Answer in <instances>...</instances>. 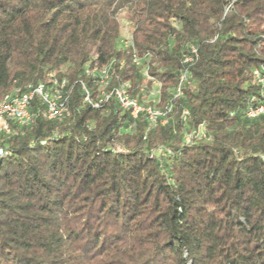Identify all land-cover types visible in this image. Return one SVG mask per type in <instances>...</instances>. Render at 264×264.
I'll return each instance as SVG.
<instances>
[{
  "label": "trees",
  "instance_id": "obj_1",
  "mask_svg": "<svg viewBox=\"0 0 264 264\" xmlns=\"http://www.w3.org/2000/svg\"><path fill=\"white\" fill-rule=\"evenodd\" d=\"M122 9L160 104L187 43L199 51L190 83L152 129L115 100L107 112L83 104L74 85L67 119L40 109L1 140L0 264H264V115L244 114L264 66V0H0V98L49 72L90 85L85 67L111 58L123 60L113 84H139ZM199 125L207 138L185 143Z\"/></svg>",
  "mask_w": 264,
  "mask_h": 264
},
{
  "label": "built area",
  "instance_id": "obj_2",
  "mask_svg": "<svg viewBox=\"0 0 264 264\" xmlns=\"http://www.w3.org/2000/svg\"><path fill=\"white\" fill-rule=\"evenodd\" d=\"M229 9L230 4L225 7V12ZM124 12L125 9H122L116 13L120 24L119 45L122 49L131 50L130 59L138 68L141 82L136 86L131 80L113 84L114 66L120 69L123 60L111 58L103 64L93 62L85 67L84 75L90 80V85L86 80L70 82L64 75L59 76L55 72H49L44 80L14 86L0 98V141L21 133L23 128L34 124L40 109L42 117L46 120L60 122L67 119L71 113L68 100L74 85H79L83 104L107 112L109 102L115 100L121 115L128 112L132 120L142 116L147 129L164 125L171 120L175 100L182 95L183 88L190 83L191 66L199 57L198 47L196 44L187 43L182 49L180 54L182 66L173 92L164 103L160 104L161 82L149 73V52L139 55L135 49L131 22L123 16ZM251 76L253 84L258 86V91L250 95L244 111L249 119L264 115V66L254 67ZM134 91L136 94L132 95ZM189 115L188 108L182 107L180 120L184 125ZM132 127L133 123L127 122L125 128L130 130ZM87 128L90 129L91 126ZM205 138L207 133L203 125L190 131H183L182 134L183 141L188 144ZM162 152L161 148L150 151L151 155ZM9 154V149L0 146V158Z\"/></svg>",
  "mask_w": 264,
  "mask_h": 264
},
{
  "label": "rangeland",
  "instance_id": "obj_3",
  "mask_svg": "<svg viewBox=\"0 0 264 264\" xmlns=\"http://www.w3.org/2000/svg\"><path fill=\"white\" fill-rule=\"evenodd\" d=\"M125 15H126V10H125V12H124L123 16H125Z\"/></svg>",
  "mask_w": 264,
  "mask_h": 264
}]
</instances>
